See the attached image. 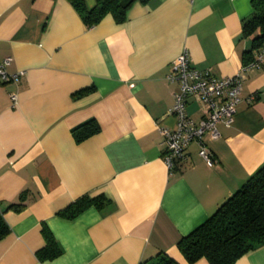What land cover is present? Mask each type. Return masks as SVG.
I'll use <instances>...</instances> for the list:
<instances>
[{"label": "crops", "instance_id": "1", "mask_svg": "<svg viewBox=\"0 0 264 264\" xmlns=\"http://www.w3.org/2000/svg\"><path fill=\"white\" fill-rule=\"evenodd\" d=\"M251 1L148 0L122 22L106 14L87 26L68 0H0V61L24 71L0 83V210L9 225L0 264H147L158 253L210 264L188 263L177 243L264 163V67L245 73L220 135L204 136L211 163L190 142L169 169L159 126L175 124L179 83L168 75L184 47L192 66L218 77L249 61L241 28ZM186 111L203 116L192 95ZM90 119L100 130L75 141L72 130ZM20 193L23 205L9 208ZM86 193L109 203L73 218L59 213ZM43 226L62 249L53 258L38 256ZM234 264H264V244Z\"/></svg>", "mask_w": 264, "mask_h": 264}, {"label": "trees", "instance_id": "2", "mask_svg": "<svg viewBox=\"0 0 264 264\" xmlns=\"http://www.w3.org/2000/svg\"><path fill=\"white\" fill-rule=\"evenodd\" d=\"M79 13L87 26L99 22L106 14H111L117 22L126 18L127 10L135 2L148 0H95L89 8L85 0H68ZM253 13L242 23L241 35L251 37L252 51L264 45V0H252ZM100 126L95 119H90L72 130L75 141L80 142L98 132ZM23 195L17 202L9 203V208L18 209L23 205ZM109 199L103 194L91 196L83 194L64 207L59 213L66 218H73L84 209L95 206L103 209ZM45 246L38 250L40 259L53 258L62 251L52 233L43 226ZM9 233V225L0 210V239ZM264 244V163L229 197H227L210 217L181 237L177 243L179 250L188 263L205 257L210 264H234L248 250ZM144 264V263H143ZM147 264H178L165 253H158Z\"/></svg>", "mask_w": 264, "mask_h": 264}, {"label": "built area", "instance_id": "3", "mask_svg": "<svg viewBox=\"0 0 264 264\" xmlns=\"http://www.w3.org/2000/svg\"><path fill=\"white\" fill-rule=\"evenodd\" d=\"M9 57L0 61V83L18 80L23 70L8 72L6 65ZM264 67V45L252 51V57L235 74L218 77L210 69L192 66L186 47L172 61L168 78L177 80L179 88L173 93L170 112L175 117L173 127L159 126L162 135L163 159L169 169L186 158V147L195 142L199 155L208 163L212 155L204 136L216 139L220 132L217 124L221 121L230 123L236 113L244 75L254 68ZM194 96L202 105L203 116L199 120L192 118L186 111L188 96ZM254 96L249 97L252 100ZM12 106L17 103V93L10 94Z\"/></svg>", "mask_w": 264, "mask_h": 264}]
</instances>
